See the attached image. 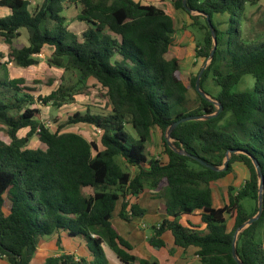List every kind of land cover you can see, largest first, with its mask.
<instances>
[{"label": "trees", "instance_id": "16d2710c", "mask_svg": "<svg viewBox=\"0 0 264 264\" xmlns=\"http://www.w3.org/2000/svg\"><path fill=\"white\" fill-rule=\"evenodd\" d=\"M65 1L43 0L32 9L30 0H0V7L10 10L0 16V36L9 45L8 63L29 68L38 63L36 56L53 48L54 64L78 71L83 80L94 78L107 90L111 110L69 117L70 123L100 129L99 143L78 133L52 131L36 120L40 110L35 105L41 101L61 107L76 93L60 87L36 98L24 79L0 76V124L10 138V142L0 138V258L31 264L42 237L65 232L87 242L93 256L89 264H109L105 243L125 264H159L131 255L132 245L113 222L121 199L122 219L144 215L130 198L149 188L164 198L163 210L170 217L154 226L150 245L168 247L165 235L170 234L173 247L193 250L199 257L197 264H239L233 254L236 234L258 214L263 194L262 215L239 233L236 251L244 264H264V242L259 239L264 184L257 171L258 166L264 177V35L245 40L240 25L246 5L258 0H187L186 6L184 0H172L192 19L205 20L204 43L197 52L205 61L215 46L206 16L210 17L217 49L200 85L204 90L213 74L221 87L214 99L223 106L218 116L180 123L171 132L172 144L168 133L175 122L219 111L196 89L203 68L196 76L186 74L173 55L175 18L135 0H69L80 6L78 20L85 29L79 33L66 24ZM226 14L229 23L224 29L215 16ZM23 29L28 44L14 47ZM247 75L255 78L254 90L234 91ZM191 89L202 105L189 111ZM226 119L224 126L221 122ZM127 123L138 132V140L131 137ZM27 128L29 133L20 137L19 131ZM154 128L164 134L162 158L147 154ZM34 135L45 148L29 146ZM228 158L224 170L208 166L223 167ZM190 161L200 168H193ZM235 166L247 171L245 186L237 194L230 187L228 201L215 206L214 182ZM132 167L137 168L135 174L129 171ZM248 197L256 201L253 212L242 204ZM196 213L201 215V226L181 222L182 216ZM46 264L88 263L66 253L49 258Z\"/></svg>", "mask_w": 264, "mask_h": 264}, {"label": "rangeland", "instance_id": "374dc122", "mask_svg": "<svg viewBox=\"0 0 264 264\" xmlns=\"http://www.w3.org/2000/svg\"><path fill=\"white\" fill-rule=\"evenodd\" d=\"M43 0H30L31 8L34 9L36 6L42 3ZM80 13V6L69 0L65 1L64 16L67 21L66 24L72 30L77 32H82L85 25L78 20V15ZM193 14H196L195 12ZM242 19L240 22L242 37L245 40H256L264 35V0H258L255 5L247 4L245 12L242 14ZM192 24L186 25L187 32L190 33L189 38L191 39V44H194L193 52L197 57L198 49L204 43L205 38V20L203 18L192 19ZM216 23L219 24L221 28L227 29L229 23V15H216ZM28 43V32L26 29L21 31V36L14 40L13 46L20 47ZM190 43H185L179 47V50H184L186 53L189 50ZM9 52V45L0 36V63L2 64L0 69V76L3 78H22L25 80V86H27L36 98L39 96H46L51 94L53 91L59 89L60 87H66L76 93L72 100L63 106H58L53 103L48 105L43 104L38 101L35 106L40 110V113L36 116V120L50 127L52 131L61 132H74L84 136L87 140L93 142H100L101 131L93 125L86 123H70L69 117L77 112L83 114L87 112H92L94 114L108 113L111 110V105L109 98L107 96V90L104 89L101 84L97 82L96 79L90 78L88 80L81 79V75L78 71L73 69H67L66 67L58 66L54 64L51 59L53 58V48L47 47V52L36 56L38 63L29 68H21L15 64L8 63L7 54ZM192 57V56H191ZM194 58V55H193ZM209 61H205L201 58V63L192 61L189 65L198 67L196 71L192 74L196 76L201 68ZM207 64V65H208ZM188 66V65H186ZM187 71V70H186ZM255 88V78L252 75L244 76L243 79L235 86L234 91L243 92L251 91ZM204 91L209 95L208 100L213 101L218 105V102L214 99L221 92V87L214 80L213 74H211L208 80L204 83ZM188 105L187 110L191 111L199 108L202 103L197 93L194 89H191L188 93ZM219 106V105H218ZM130 119L128 118V121ZM222 125H227V119L221 122ZM6 127L0 124V138L7 142H10V138L5 133L4 129ZM126 128L130 133L131 137L138 140L139 134L133 128L130 123L126 124ZM30 129H22L19 131V136L24 137L29 133ZM173 141L172 139L170 140ZM29 146L31 148H45V145L39 140L37 135H34L30 139ZM164 134L158 129L154 128L152 131V137L147 143V154L149 158H162L164 155ZM120 163L125 167V161L123 158H119ZM193 168L199 169L200 167L194 162L190 161ZM129 171L133 174L136 173V168H129ZM247 171L241 167L235 166L234 171L225 177H222L214 182L213 188L215 191V206L219 204H225L229 199L230 187L233 188V193L237 194L241 191L246 183ZM245 209L248 212H253L256 201L252 198H246L242 201ZM257 216V215H256ZM255 217V216H254ZM230 217L228 218V220ZM116 216H114V222L116 221ZM121 220L118 219V221ZM122 221L115 222L117 227L120 228ZM127 224L125 221L123 222ZM259 239L264 242V225L260 228ZM108 248V244H104ZM58 247L60 243L58 242ZM110 248V247H109ZM152 250L154 248L151 247ZM176 251H181L176 249ZM175 253V252H174ZM66 254V253H64ZM36 255V254H35ZM35 257V256H34ZM54 257V256H52ZM51 258L48 257L45 262L40 256L35 264H45L46 261ZM155 258V257H153ZM7 259V258H5ZM8 260V259H7ZM32 264V263H31ZM135 264H139L136 262ZM182 264V263H181Z\"/></svg>", "mask_w": 264, "mask_h": 264}, {"label": "crops", "instance_id": "0c3cea01", "mask_svg": "<svg viewBox=\"0 0 264 264\" xmlns=\"http://www.w3.org/2000/svg\"><path fill=\"white\" fill-rule=\"evenodd\" d=\"M135 1L144 5H154L175 18L177 25L176 34L174 35L175 46L173 48V55L180 59L183 72L193 76L194 74L192 73H194L198 67L190 66L189 64L192 61L201 63V57H197L193 52L194 44H191V39L189 38L190 33L187 32L186 29V25H190L193 22L191 15L184 10L176 9L172 0ZM9 14V9L0 7V16H7ZM185 43H190L187 53L184 50H179V47ZM46 52L47 48L45 53ZM159 194L160 193L158 191L147 188L139 196H132L130 198L131 204L137 203L140 208L145 211V213L142 216L134 217L131 221L124 220L119 216L123 199L119 201L116 213L114 215L117 219L115 222H120L123 220V222L125 221L127 224L122 222V226L118 228L117 223H115L114 220L113 222L118 228L120 234L132 245L133 249L128 252L131 255L137 256L138 258L147 259L150 262H158L159 264L199 263V257L194 253L193 250L186 252L182 249L174 248L172 244V236L170 234L165 235V240L169 243L168 247L158 248L150 245L149 239L154 234V226H159L165 219L170 218L169 215L163 210L165 200ZM223 205L224 204H219L218 206ZM120 218L121 220L118 221ZM181 222L184 225H188V223L196 226L202 225L201 215L199 213L184 215L181 218ZM58 242L60 243V247H58ZM151 247L154 248V250H152ZM172 248L173 252H170V249ZM176 249L181 251H176ZM104 251L109 264H125L111 248H106L104 245ZM64 253H71L75 256V259L77 258L79 260H85L88 264L93 260V256L88 244L83 238L70 237L67 233L60 232L50 236L42 237L40 239L37 252L35 253L36 255H34L35 257H33L31 263L35 264L40 256L45 262L48 257H60ZM135 263L136 262L130 264ZM0 264L11 263L5 258H0Z\"/></svg>", "mask_w": 264, "mask_h": 264}, {"label": "water", "instance_id": "95a60500", "mask_svg": "<svg viewBox=\"0 0 264 264\" xmlns=\"http://www.w3.org/2000/svg\"><path fill=\"white\" fill-rule=\"evenodd\" d=\"M184 5H185V6L187 5V0H184ZM190 12H191V13H194V11H191V10H190ZM195 13H196V12H195ZM206 17H207V19H208V23L210 24V27H211V30H212V35H213V38H214V43H215V46H214V48H213V50H212V52H211V57H210V60H212L213 57H214V55H215L216 49H217V38H216V35H215V28H214V26L212 25V22H211V20H210V17H209V16H206ZM210 60H209V61H210ZM207 64H208V63H207ZM207 64L203 67L202 71H201L200 74H199V77H198V79H197L196 89H197V91H198L203 97H205V98H207V99H210V98H209V95H208V94H207V93L201 88V85H200V80H201V77H202V74H203L204 70H205L206 67H207ZM218 105H219V104H218ZM222 110H223V106H222V105H219V111H218L216 114L212 115V116H208V117H206V116H188V117H185V118H183V119H181V120L175 122V123L173 124L172 128L169 130V133H168V141H169V143L172 144V142L170 141V140H171V132H172L173 129L176 128L180 123L185 122V121H191V120H200V119L212 118V117L218 116V115L222 112ZM172 146H173V145H172ZM173 147H174V146H173ZM174 148H175V147H174ZM181 153H184V152H181ZM184 154H185V153H184ZM197 160H199V159L197 158ZM229 161H230V159L228 158V159L226 160V162H225V165H224L223 167L212 166V165H208V164H206V163H205V164L208 165V166H209L211 169H213V170H224V169H226V168L228 167V165H229ZM200 162H202V161H200ZM257 171H258V174H259L260 179H261V184L263 185V184H264V177L262 176L261 170H260V168H259L258 166H257ZM261 189H262V188H261ZM259 204H260V208H259V212H258L257 216L251 218L248 222H246L244 225H242V226L240 227V229L238 230L237 234H236V238H235V241H234L233 254H234V257H235V259L238 261L239 264H244V263L240 260L238 254H237V251H236V242H237L238 235H239L240 232H242L244 229H246L247 227H249L251 224H253L256 220H258V219L261 217L262 212H263V194H260Z\"/></svg>", "mask_w": 264, "mask_h": 264}, {"label": "built area", "instance_id": "2783aa9c", "mask_svg": "<svg viewBox=\"0 0 264 264\" xmlns=\"http://www.w3.org/2000/svg\"><path fill=\"white\" fill-rule=\"evenodd\" d=\"M199 49H200V47H199ZM199 49H198V50H199ZM1 258H6V256H2ZM75 260H76V261H80V260L77 259V258H76Z\"/></svg>", "mask_w": 264, "mask_h": 264}]
</instances>
